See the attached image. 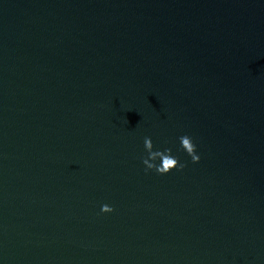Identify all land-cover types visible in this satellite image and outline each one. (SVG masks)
<instances>
[{
  "label": "water",
  "instance_id": "water-1",
  "mask_svg": "<svg viewBox=\"0 0 264 264\" xmlns=\"http://www.w3.org/2000/svg\"><path fill=\"white\" fill-rule=\"evenodd\" d=\"M0 264H264V0H0Z\"/></svg>",
  "mask_w": 264,
  "mask_h": 264
},
{
  "label": "clouds",
  "instance_id": "clouds-1",
  "mask_svg": "<svg viewBox=\"0 0 264 264\" xmlns=\"http://www.w3.org/2000/svg\"><path fill=\"white\" fill-rule=\"evenodd\" d=\"M127 123V121H126ZM180 149L190 157L193 164L198 163L200 156L197 154L196 145L188 135L179 137ZM143 148L146 156L141 158L142 164L146 172H155L157 175H167L173 170H180L184 165L179 164L176 157L172 153L165 149L164 151L153 150L151 139L144 138ZM114 211L109 205H102L100 208L101 214H110Z\"/></svg>",
  "mask_w": 264,
  "mask_h": 264
}]
</instances>
